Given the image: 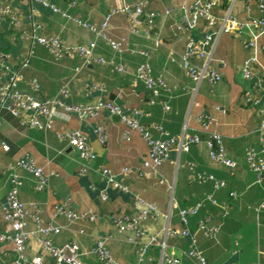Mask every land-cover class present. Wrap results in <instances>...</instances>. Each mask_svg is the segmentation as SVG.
<instances>
[{"label":"crops","instance_id":"obj_1","mask_svg":"<svg viewBox=\"0 0 264 264\" xmlns=\"http://www.w3.org/2000/svg\"><path fill=\"white\" fill-rule=\"evenodd\" d=\"M124 1L137 0H48L59 8L57 12L32 0H0V5L12 8L11 15L0 22V82L19 72L23 76L18 83L20 89L40 99L56 96L67 84L68 101L82 105L115 102L111 98L115 94L130 117L134 109L143 111V115L135 117L151 130L153 137H160L153 128V124H160L171 134L186 130L199 133L202 141L188 151H173L168 160L154 169L146 165L150 155L144 134L128 128L109 109H101L96 116L60 114L51 129L42 130L25 124L22 116L13 115L0 102V230L8 229L1 214L12 187L11 174L15 172L22 180L19 198L29 211L27 229L34 231L37 227L34 212L40 214L44 223L55 221L62 225V232L50 236L51 240L56 245L76 241L85 264H103L89 252L100 238L106 239L108 248L122 264H167L162 263L164 241L167 252L180 258L179 264H197L187 256L190 240L179 234L169 236L166 230L183 228L180 209L198 203L200 209L189 216L188 227L195 233L196 246L209 264H264V211L259 207L264 202V180L257 181L246 161L248 147L261 151L264 114L244 96L247 90L252 91L264 103V28L252 23L262 14L258 0H221L214 8L216 15H222L231 6L232 14L245 24L241 34L220 32L219 23L210 26L203 18L189 26L191 17L180 5L195 0H150L147 10L158 15L149 34L147 21L139 32L132 31V18L124 12L112 16L107 38L73 19L100 24ZM168 7H172L169 14L165 12ZM34 25H40L38 35H58L65 45L93 42L94 55L108 63H86L80 56L55 58L33 37ZM206 33L215 38L210 65L222 76L216 83L195 81L188 75L183 60L189 38L198 39ZM249 39L255 41L253 47L246 46ZM156 40H160L159 45ZM111 41L119 42V49ZM247 58L254 59L252 79L245 78L241 70ZM26 59L29 64L23 68ZM145 62L151 64L154 76L163 77L166 89L151 91L137 77L138 67ZM113 64H123L126 72L115 70ZM34 80L41 87L39 92L32 87ZM203 113L219 119L224 146L238 162L237 167L228 168L211 159L205 142L207 134L198 123V116ZM99 127L107 136L104 143L98 137ZM77 128L87 136L96 154L94 160L82 158L67 138L59 136L60 132ZM26 156L48 173L50 182L46 189L36 190L34 175L18 166V161ZM125 167L134 172L122 173ZM104 169L112 170L117 182L127 185L129 191L115 187L104 175ZM203 175L214 178L203 180ZM217 180L225 185L216 187ZM231 191L236 197H230ZM136 195L156 203L159 210L156 219L144 222L151 234H158L159 242L150 247L142 262L136 252L137 244L129 239V234L118 232L112 221L115 216L137 211ZM63 202L96 219L86 217L70 222L63 214L55 216L57 206ZM204 220L207 226L217 228L214 236H208L201 228ZM42 239L44 235L40 233L30 234V257L42 255ZM14 257L12 244H0V264H14ZM45 264H53L49 254Z\"/></svg>","mask_w":264,"mask_h":264},{"label":"built area","instance_id":"obj_2","mask_svg":"<svg viewBox=\"0 0 264 264\" xmlns=\"http://www.w3.org/2000/svg\"><path fill=\"white\" fill-rule=\"evenodd\" d=\"M34 2L42 3L45 6L51 7L54 12L60 11L55 4H51L48 0H32ZM221 0H195L192 4H181L180 8L186 14L191 17V24L193 25L199 19H206L210 26L220 24V32H228L233 34H241L245 24L238 20L232 14L231 6L224 10L222 15H216L214 8ZM150 0H137L136 2L124 1L122 5L112 9L102 20L100 24H92L82 21L78 17H73L75 21L84 26L97 31L98 34L107 38L108 30L110 27V21L114 14L124 12L132 18L131 30L139 32L141 25L144 21H147L149 28L146 33L155 26V18L158 15L155 11L147 10ZM258 8L262 13L259 18L252 19V23L257 27L264 28V0H258ZM172 7L166 8L167 14L171 13ZM12 8L9 5H0V22L7 16L11 15ZM40 25H34L33 37L37 42L45 45L49 51L57 59H62L72 56H80L86 63L97 62L99 64L108 63L103 57L94 55L93 49L95 44L92 42L90 45H65L58 35L45 36L38 35L36 32ZM112 45L119 49L120 43L111 41ZM156 45L160 44V40L155 41ZM215 38L211 34H205L202 37L195 39L189 38L187 49L183 54L184 64L187 68L188 75L195 81L200 82L202 80H209L212 83H216L222 79L221 74L210 65L212 55L214 51ZM255 41L252 39L247 40L246 46L253 47ZM264 49V46H263ZM145 53V52H141ZM171 59L175 60L174 53H171ZM29 60H24L23 68L27 67ZM114 65V64H113ZM115 70L119 72H126V68L123 64L114 65ZM242 73L245 78L252 79L254 77V59L247 58L242 64ZM262 76H264V70ZM22 74L16 72L4 82H0V102L1 106L11 112L15 116H22L23 122L32 128H38L42 130L51 129L54 125L56 117L60 114L70 115L78 114L80 116L89 115L96 116L101 109H109L113 114L118 115L120 119L126 124L128 128L139 129L146 137L149 144L150 161L146 162L147 166H152L156 169L171 157L173 151L178 153L188 151L193 144L202 141V136L199 133H191L183 131L182 134H171L160 124H153V128L159 132L160 137H153L152 132L143 123L140 122L135 116L138 114L143 115V111L139 109L133 110V117L126 114L120 105L113 101H103L97 105H82L68 101L70 97V90L67 84L62 85L56 96L51 98H37L33 94L23 92L18 86L19 81L22 79ZM137 77L142 80L146 87L150 90L157 92V89H166L167 84L163 77L154 76L152 73L151 64L148 62L142 63L137 69ZM32 87L35 91L39 92L41 87L39 83L34 80ZM245 100L257 107L259 112L264 114V103L261 101L259 95L254 94L252 91L247 90L245 92ZM168 109L169 106L165 105ZM198 123L202 130L206 132L207 136L205 142L207 143L210 151V157L213 161L221 163L228 168H235L238 162L229 156L223 140V134L220 130V122L218 118L209 114H200L198 116ZM264 128V123L262 124ZM128 131L125 132V137L128 136ZM60 137L67 138L69 144L75 148L82 158L87 160H94L96 154L90 146L85 133L77 128L66 132H60ZM99 140L104 143L107 140L106 134L103 132V128H98ZM262 144L261 151L255 147L250 146L246 151V161L248 167L256 175L258 182L264 180V134L260 137ZM3 147L8 149V146L4 143ZM18 166L23 167L36 178V190H44L48 187L50 178L47 172L43 168L37 166L35 162L28 156L21 158L18 161ZM134 172L131 167H125L122 169V173L130 175ZM104 175L107 179L113 183V185L119 189L129 191L127 185H123L117 182L115 174L112 170L104 169ZM201 179H213V175L200 176ZM12 187L7 195V203L2 207V218L8 224L7 230H0V244H12L14 250V264H45V256H49L53 259V264H85L82 259V252L80 245L76 241H70L63 245H56L50 238V236L58 235L62 232L63 226L55 221H49L44 223V220L38 212L33 213L34 220L37 227L34 231L27 229V216L29 211L24 202L19 198V186L22 184V180L19 174L13 172L11 174ZM224 181H215L216 187L224 186ZM230 197H236V193L231 191ZM135 199L138 204L137 211L132 214H123L121 216H115L112 218L113 225L120 233L129 234V239L137 244V255L139 261H143L146 258L147 252L151 246L159 242L158 234H151L145 227L144 222L151 219H156L159 214L158 206L156 203L147 202L141 196L136 195ZM201 204L198 203L193 206L180 209V218L183 223L181 229H167L166 233L169 236L179 234L190 241L189 250L187 252L188 258L194 260L197 264H209L208 260L200 253L196 246L195 233L188 227L189 216L198 213ZM260 209L264 211V202L260 204ZM63 214L70 222L77 219H83L88 217L90 220H95V216L88 212H78L70 207L68 202L59 204L56 208L55 216ZM209 219V217H207ZM201 228L204 232L212 237L215 235L217 228L209 227L204 222H200ZM40 233L44 235L42 239V255L30 257L28 240L30 234ZM164 248V254L162 257V263L167 264H179L180 258L167 252V242L161 243ZM91 254L96 255L103 264H122L114 256L112 251L108 248L105 238H100L96 244L89 251Z\"/></svg>","mask_w":264,"mask_h":264},{"label":"water","instance_id":"obj_3","mask_svg":"<svg viewBox=\"0 0 264 264\" xmlns=\"http://www.w3.org/2000/svg\"><path fill=\"white\" fill-rule=\"evenodd\" d=\"M152 91V90H151ZM111 98L118 104V105H122L123 102L120 98H118L115 94L111 95Z\"/></svg>","mask_w":264,"mask_h":264}]
</instances>
